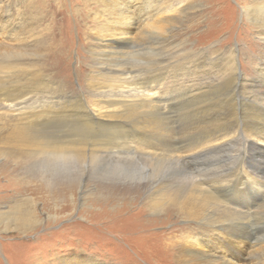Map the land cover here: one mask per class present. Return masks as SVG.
<instances>
[{
	"label": "rangeland",
	"instance_id": "374dc122",
	"mask_svg": "<svg viewBox=\"0 0 264 264\" xmlns=\"http://www.w3.org/2000/svg\"><path fill=\"white\" fill-rule=\"evenodd\" d=\"M192 1L200 5L188 9L186 17L169 25L161 18L171 14L178 2L182 6L186 1H156V9L161 14L146 22L149 27L150 24L159 27L157 31L168 37V44L156 49L148 44L131 49L133 53L122 59L125 67L137 71L131 83L142 88L148 85L155 72L165 69L170 74L182 55L179 49L189 46H215L221 49L223 56L235 51L238 68L246 75L254 73L256 59L264 54L261 46L264 44L253 37L252 28L239 13L240 6L248 1ZM96 5L94 0H1L0 60L36 70L45 69L44 73L49 76L40 80H48L50 94L57 89L73 97L67 99L71 102L82 97L89 106H104L92 90L114 83L104 76L92 78L91 74L94 71L92 50L96 44L93 31L99 27L98 17L93 14L97 11ZM175 43L180 44L174 46ZM15 51H19L20 56ZM27 82L20 79L19 83L27 87ZM261 93L264 95V85ZM161 98L168 104L171 120L167 124L178 128L183 124L175 118L179 104L166 95ZM221 109L226 108H213ZM122 110L127 112L124 107ZM145 110L151 115L158 112L168 120V115L160 109ZM113 121L107 126L67 124L33 130L34 134L53 142L87 144L83 163L76 165L69 174H54L47 185L35 175L36 170L26 171L12 162L32 157L30 154L6 149L0 139V211L26 196L31 200L28 207L35 217L33 222L39 219L33 230L0 233V264H59L66 258L67 261L76 260L77 264H178V258L173 255L178 248L168 252L164 242H170L172 236L180 240L199 238L195 233L199 224L174 209L164 212L166 204L158 209L159 216H154L147 199L149 188L133 189L132 182L114 174L117 167L125 164L126 170L132 173L147 168L153 176L167 180L169 190L178 196L193 189V177L211 180L226 172L224 168L240 169L241 166L246 172L249 170L250 176L260 175L258 170H264V147H259L255 153L242 143V139L228 148H221L220 153H206L184 163L170 157L153 159L144 153L141 143H137L141 141L135 132V125H139L135 118ZM178 136L175 135L173 142H182ZM237 177L227 186L229 191L221 195L225 201H233L237 208L245 209L253 199L243 193L246 182L241 184L242 179ZM67 182L72 183V190H66ZM144 205L146 210L138 212L136 221L133 218L137 208ZM258 209L255 213L238 214L214 200L204 212L206 218L222 215L230 220V226L245 228L242 231H248L253 243L261 241L258 251L250 253V264H264V204ZM153 217L157 221H153ZM241 221L245 224L239 223ZM244 259L247 261L248 257Z\"/></svg>",
	"mask_w": 264,
	"mask_h": 264
},
{
	"label": "bare ground",
	"instance_id": "6f19581e",
	"mask_svg": "<svg viewBox=\"0 0 264 264\" xmlns=\"http://www.w3.org/2000/svg\"><path fill=\"white\" fill-rule=\"evenodd\" d=\"M156 1L94 0L97 11L93 14L98 17L99 27L93 31L96 44L92 50L94 71L91 74L92 78L104 76L114 83L107 88L97 87L92 90L95 91L97 101H102V107L95 104L89 106L82 97L71 102L67 99L73 97L61 90L53 89L50 94L48 80H40L49 76L44 73L45 69L36 70L0 60V139L4 141L2 145L6 149L32 156L12 160L14 164L21 165L26 171L36 170L35 175L47 185L54 174H69L76 165L83 163L87 144L63 140L53 142L34 134L33 130L42 126L67 124L107 126L113 120L118 122L121 118L132 117L139 124L134 127L141 141L137 143H141L144 153L153 159L170 157L184 163L206 153H220L221 148L237 144L240 139L255 153L259 147H264V95L261 93V86L264 85V54L261 55L262 58L256 59L254 73L246 75L237 66L235 51H230L232 54L229 56H223L221 49L215 46H189L179 49L182 55L170 74L165 69L157 71L152 74L153 78L148 85H143L142 88L131 83L137 71L122 63V59L133 53L131 49L145 44L154 45L156 49L168 44V37L157 31L159 27L151 24L149 27L146 22L148 18L161 14L156 9ZM185 1L182 6L178 2L171 14L161 19L167 25L175 23L189 14L188 9L200 5L192 0ZM247 1L245 6H240L239 13L252 28L253 37L264 44V0ZM147 39L151 41H146ZM179 44L175 43L174 46ZM261 46L264 47L262 44ZM1 47L0 45V49ZM15 53L20 56L19 51ZM20 79L29 81L25 85L27 87L19 83ZM163 95L179 104V113L175 118L183 124L178 128L167 124L171 117L167 111L168 104L161 98ZM215 106L226 109L213 110ZM123 107L127 112L122 110ZM150 107L156 111L162 110L168 115V120L158 112L153 115L148 113L145 109ZM176 134L182 142H173ZM124 166L125 164L118 166L114 174L132 182L135 190L149 188L147 199L154 216H159L158 209L166 204L168 207L164 212L174 209L178 214L184 213L192 222L199 224L195 227L199 238L195 236L194 240H180L169 236L170 242H164L168 252L178 248L177 253L173 252L178 258V264H250V253L258 251L261 241L253 243L248 231H242L245 228L230 226V220L222 215L206 218L204 212L209 202L215 200L230 212L255 213L264 204V170H258L260 175L250 176L247 173L249 170L246 172L241 166L240 169L224 168L226 172L211 180L193 177V189L178 196L176 192L169 190L167 180L153 176L147 168L136 169L137 172L132 173ZM236 177L242 179L241 184L246 182L243 193L246 192L253 199L245 209L237 208L233 201H225L221 195L229 191L227 186ZM72 188V183L67 182L66 190ZM29 202L31 200L25 196L0 211V233L6 235L34 229L39 219L33 222L35 217L29 210ZM137 209L133 218L136 221L138 212L141 214L145 211L146 205ZM153 218V221H157L156 217ZM204 219L209 223L204 222ZM239 223L245 224L242 221ZM244 256L248 257L247 261ZM59 264L77 262L74 259L67 261L66 258Z\"/></svg>",
	"mask_w": 264,
	"mask_h": 264
}]
</instances>
